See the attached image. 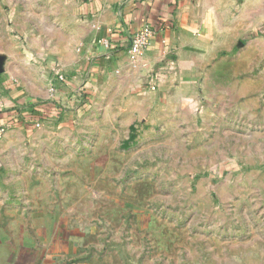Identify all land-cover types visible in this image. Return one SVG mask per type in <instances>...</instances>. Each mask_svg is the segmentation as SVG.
Wrapping results in <instances>:
<instances>
[{
    "label": "rangeland",
    "instance_id": "obj_1",
    "mask_svg": "<svg viewBox=\"0 0 264 264\" xmlns=\"http://www.w3.org/2000/svg\"><path fill=\"white\" fill-rule=\"evenodd\" d=\"M50 1L0 0V109L14 106L11 94L25 89L27 78L39 80L56 53L66 52L63 39L50 38L73 27L77 7L56 11ZM163 68L150 76L147 87L157 97L143 98L155 104L153 112L146 114L124 93L117 98L119 106L109 109L108 121L92 99L76 123L48 124L51 132L69 133L62 141L60 136L48 141L56 175L38 173L40 142L33 143L35 129H23L29 136L21 143L20 178L44 185L17 188L10 179L19 173H10L0 161V264L18 254L24 257L20 264H31L32 258L33 264H264V94L255 91L264 89V78L239 76L233 83L228 76H209L197 90L198 99L192 90L169 122L171 112L159 105L166 100L164 89L173 88L162 78L174 67ZM158 74L161 79L154 78ZM220 86L232 97L218 99ZM32 104L39 107L32 102L22 112L19 105L6 109H16L26 123L27 116L34 117ZM142 115L148 123L140 122ZM12 126L0 140L19 128ZM59 178L71 182L58 189L47 186ZM38 191L47 200L44 208L59 207L55 215L66 219L31 217L20 199L23 194L34 199ZM55 225L58 241L41 235V229ZM65 229L77 243L75 252L72 246L66 249ZM36 243L53 253L38 262Z\"/></svg>",
    "mask_w": 264,
    "mask_h": 264
},
{
    "label": "crops",
    "instance_id": "obj_2",
    "mask_svg": "<svg viewBox=\"0 0 264 264\" xmlns=\"http://www.w3.org/2000/svg\"><path fill=\"white\" fill-rule=\"evenodd\" d=\"M56 2L52 0L49 4L54 3L51 5L53 8L77 7L74 9L73 27L69 31L64 29V36L53 32L50 38L55 43H59V38L63 39L66 52L56 53L51 70L43 67L45 72L39 80L27 78L23 85L25 89H17V93L11 94V105L14 106L10 107L19 105L17 109L20 110L32 102L38 103L39 107H36L32 121L26 119L28 122L14 125L19 128L10 129L0 140V152L4 153L0 156L1 164L10 169V173H19L18 178L11 175L13 178L10 179L17 188H29L32 183L38 188L44 185L43 180L36 179L29 184L26 179L20 178L22 170L18 157L22 153L21 143L29 136L23 129H28L27 133L35 129L33 143L40 142L41 147L35 153L40 158L38 173L49 170L56 175L58 166L51 157L55 151L47 148L48 141L56 140L55 136H60L62 141L69 133L51 132L47 125L61 124L63 120L65 124L62 125L76 123L74 118L82 109L90 107L92 99L97 100L98 107L103 109V120L108 121L109 109L119 106L117 98L120 95L124 97V93L130 102L145 108L146 114L153 112L155 104H149L143 98L157 97L156 91L152 92L147 87L150 76L163 72V66L168 68L172 64L174 67L172 74L169 72L162 79L164 83H169L168 88H173L164 89L166 100L162 106L159 105V108L171 112L169 122L175 117L172 114L174 109L179 108L181 113L187 105L188 94L192 90H195L198 99L197 90L204 87L209 76H228L233 83L239 76L264 78V0H72L61 5ZM144 26L151 27L155 34L144 55L133 63L128 56L130 40ZM102 39H108L111 47L99 45ZM42 60L46 61V58L43 56ZM58 75L65 77V81L59 82ZM176 80L181 82L178 85L171 83ZM252 83L256 82L253 80ZM52 84L56 88L55 104L50 100L48 91ZM259 90L264 94V89H255ZM171 93L178 97L177 101ZM215 93L218 99L232 97L229 89L222 86ZM136 121L134 118L133 122ZM140 122L148 123L149 119L142 115ZM101 135L106 137L108 133L101 132ZM116 139L119 140V135ZM70 182L53 179L47 186L57 188ZM48 194L54 195L52 191ZM20 195L21 191L16 196ZM41 195L42 192L38 191L34 199L26 194L20 199L23 204H28L31 217L40 220L66 219L55 215L59 207L44 208L47 200L42 201ZM71 211L69 208L66 213ZM61 231L67 238L66 249L70 250L72 246L75 252L77 243L72 241L70 231ZM59 232L55 225L53 228L46 227L45 231L41 229L40 233L56 237L58 241ZM36 244L35 250L41 252L38 262L47 257L44 253H53L44 245ZM29 251L35 252L32 248ZM22 258V254H18L15 261L7 260V264H20ZM34 262L32 258L31 264Z\"/></svg>",
    "mask_w": 264,
    "mask_h": 264
},
{
    "label": "built area",
    "instance_id": "obj_3",
    "mask_svg": "<svg viewBox=\"0 0 264 264\" xmlns=\"http://www.w3.org/2000/svg\"><path fill=\"white\" fill-rule=\"evenodd\" d=\"M154 34L155 33L151 27L144 26L140 31L132 35L131 40H130L131 41L130 47L128 49V56L130 57L133 63H136L144 55V52L150 45L151 39L154 36ZM98 44L106 48L111 47V43L108 39H102L101 41H99ZM161 77H162V74H158L154 78L161 79ZM57 80L59 82H64L65 77H63L62 75H58ZM155 89H156L155 86H153V90ZM48 91H49L50 100L54 102L55 104L54 96L56 94V88L54 84L50 85ZM6 108H13V107H10V105H6L5 107H2L0 109V111H6L9 113L8 116L5 118L6 121L4 120L0 121V135L6 132L7 127H10L11 125L14 126L21 122L20 116H19L20 113H18L16 109H13L15 111H9V109H6ZM28 118L29 117L27 116L25 119H28ZM30 118L33 120L34 117H30ZM34 125L37 126L38 123L36 124L34 123Z\"/></svg>",
    "mask_w": 264,
    "mask_h": 264
},
{
    "label": "trees",
    "instance_id": "obj_4",
    "mask_svg": "<svg viewBox=\"0 0 264 264\" xmlns=\"http://www.w3.org/2000/svg\"><path fill=\"white\" fill-rule=\"evenodd\" d=\"M30 112L33 114H36L37 109H36V105L32 104V108L30 109ZM8 112L6 111H0V121H3L7 116H8Z\"/></svg>",
    "mask_w": 264,
    "mask_h": 264
}]
</instances>
